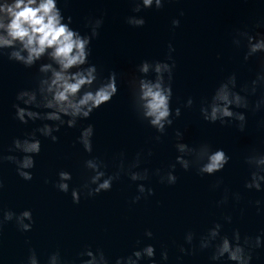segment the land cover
I'll return each mask as SVG.
<instances>
[{"label": "water", "instance_id": "obj_1", "mask_svg": "<svg viewBox=\"0 0 264 264\" xmlns=\"http://www.w3.org/2000/svg\"><path fill=\"white\" fill-rule=\"evenodd\" d=\"M58 6L65 17H72L70 26L82 34L90 32V19L103 20L99 36L91 41L88 59L97 66L101 77L112 71L118 74V92L88 119L78 121L77 127L62 126L55 133L59 137L56 142L37 133L41 151L34 156L31 180L20 177L13 162L0 164L4 184L0 208L17 214L30 209L34 220L27 232L20 231L14 221L4 224L0 230V264H26L30 248L35 249L40 264H47L48 256L57 250L67 264H80L87 257L78 254L87 246L94 252L102 249L114 264L117 257L127 256L147 243L156 247V264H233L226 258L211 260L210 248L199 249L200 235L216 222L223 225L222 234L231 236L233 229H239L242 237L259 235L264 240V182L261 191L244 187L251 172L245 157L252 149L264 153V107L256 112L240 109L247 117L243 131L237 127L238 122L222 125L219 121H205L199 111L201 100L210 98L228 75L235 73L239 86L261 71L264 53L245 61L246 42L237 47L233 36L236 29L264 34V0H169L161 9L146 8L139 13L132 11L131 0H58ZM132 15L143 16L145 24H128L127 17ZM174 18L180 20L178 27L172 25ZM170 43L175 49L171 55L176 65L171 107H180L181 115L156 141L155 136L160 134L133 109L128 80L141 61L164 60ZM38 66L39 62L26 68L6 55L0 57V152L4 155L22 156L8 152L13 139L24 138L43 123H21L15 119L12 107L17 103L18 91L35 86ZM262 95L264 88H258L249 99L254 103ZM189 97L193 105L186 108ZM88 124L94 125L92 153L85 152L77 141L81 129ZM177 129L190 146L207 141L213 150L223 149L231 157L228 164L213 175L199 174L197 165L186 171L177 164V182L161 183L152 173L157 168L166 172L175 163L179 154L175 148ZM137 152L142 153L140 169H149L148 180L132 181L122 173L119 180L113 181L111 190L94 196L82 190L79 203L73 202L71 188H80L89 175L84 160L99 157L107 164L105 171L112 174L117 170L120 153H124L127 165ZM61 170L72 174L68 193L55 187ZM138 183L153 188L154 194H145L133 203ZM225 189L229 200L218 205ZM237 192L239 200L231 195ZM257 200L261 201L259 205ZM226 215L232 217L231 223L223 219ZM146 229L153 232L152 239L145 237ZM188 231L195 233L194 254L179 252L180 245L192 247L184 240ZM162 247L168 250L166 261L160 257ZM252 257L250 264H264V246L253 249ZM139 264L150 261L143 259Z\"/></svg>", "mask_w": 264, "mask_h": 264}, {"label": "clouds", "instance_id": "obj_2", "mask_svg": "<svg viewBox=\"0 0 264 264\" xmlns=\"http://www.w3.org/2000/svg\"><path fill=\"white\" fill-rule=\"evenodd\" d=\"M166 2L169 0H131L134 4L132 11L139 13L142 9L153 7L161 9ZM183 14L181 11L180 15ZM102 23L101 18L90 19L87 24L90 32L82 34L70 26L72 17H65L58 6V0H0V57L6 55L10 61L21 63L26 68H32L39 62L35 86L18 91L17 103L12 107L15 108V119L21 123L28 124L29 121L37 120L43 123L26 133L24 138L13 139L8 152H19L23 154L22 156L4 155L0 152V164L4 161L13 162L17 174L24 180L33 178L30 169L35 167L34 156L41 151V140L37 133L56 142L59 137L55 133L59 132L62 126L77 127L78 121L88 119L95 109L109 103L118 92V74L112 71L107 77H101L97 66L88 59L91 54V41L99 36ZM127 23L140 27L145 24V19L143 16L132 15L127 17ZM172 25L178 27L180 20L174 18ZM245 42L247 48L244 54L245 61L257 53H264V34L253 35L247 30L236 29L233 43L240 47ZM174 51L170 43L168 55L164 60L141 61L136 66V73L128 80L133 109L142 121H146L160 134L155 136L156 141L166 133L167 128L173 124L174 118L181 115L180 107L174 110L171 107L173 71L176 66L171 53ZM258 88H264V64L254 79L239 86L236 74L228 75L218 84L210 98L201 100L200 115L210 123L219 121L223 125L238 122L237 127L243 131L247 117L245 111L240 109L256 112L264 107V95L254 103L249 99L257 93ZM192 105L193 99L189 97L184 107L191 108ZM93 135L94 125L88 124L81 129L77 137L78 143L87 153L93 152ZM175 135L177 141L175 148L179 153L175 163L170 164L166 172L157 168L152 173L159 177L161 183L173 185L177 182L178 177L175 174L177 164L186 171L197 165L199 174L213 175L222 171L231 159L223 149L213 150L211 143L207 141L197 146H190L183 142V133L179 129L176 130ZM147 154L152 155L151 149ZM141 162V152H137L135 158L127 165L124 153H120L117 170L108 174L105 171L107 164L99 157L93 156L84 160V168L89 175L80 188H71L73 202L79 203L82 190H86L87 196L111 190L113 181L119 180L122 173L128 175L132 181L148 180L149 169H140ZM245 163L251 172L250 178L244 182V187L261 191L264 182V153L252 149L245 157ZM71 180L72 174L61 170L55 187L68 193ZM216 186H219V182ZM3 187V180L0 179V190ZM137 193L133 197V203L145 197V194L153 195L154 189L146 187L144 183H138ZM231 195L236 200L241 198L238 192ZM228 200L229 193L225 189L224 195L217 203L223 205ZM255 203L259 205L261 201L257 200ZM223 219L228 223L232 221L230 215L224 216ZM10 221H14L22 232L30 231L34 223L30 209L17 214L12 210L0 208V230ZM222 228L223 225L216 222L199 237V249H212L210 259L213 261L226 258L233 264H250L253 258L252 250L264 246V240L259 235L255 238L248 235L242 237L239 229H233L229 236L222 234ZM144 235L149 239L153 238L150 229H146ZM194 238V232H186L185 243L192 247L185 248L184 245H180L179 252L194 254L196 251V246L193 245ZM137 243L139 244L140 241ZM78 255L87 257L81 259L80 264H110L109 258L99 248L94 252L90 246H87ZM155 256V245L147 243L143 247L135 248L127 256L117 257L114 264H139L143 259H148L150 264H156ZM160 257L162 260H168L167 248L162 247ZM26 264H40L35 249H29ZM47 264H67V262L57 250L48 256Z\"/></svg>", "mask_w": 264, "mask_h": 264}]
</instances>
